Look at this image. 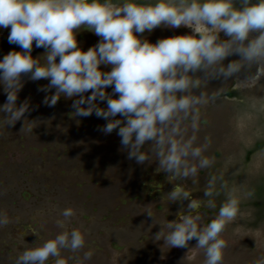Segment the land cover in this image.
Instances as JSON below:
<instances>
[{
    "label": "clouds",
    "instance_id": "obj_1",
    "mask_svg": "<svg viewBox=\"0 0 264 264\" xmlns=\"http://www.w3.org/2000/svg\"><path fill=\"white\" fill-rule=\"evenodd\" d=\"M0 28L10 29L8 42L21 49L0 59V85L6 94L0 112L7 127L30 111L27 100L17 105L24 77L48 80L38 89L49 93L43 100L46 106L54 107L62 96L72 100L76 117L95 114L106 121L101 132L116 130L129 160L155 163L157 173L193 185L215 163L204 155L208 145L199 142L198 133L204 106L223 91L210 95L202 90V81H234L247 88L264 78V0H0ZM82 28L100 38L87 51L76 39ZM157 28L190 31L152 43L143 34ZM33 42L45 50L42 56H32ZM221 190L225 202L203 224L199 209L216 208ZM202 191L198 199L173 184L168 200L181 204L177 219L162 221L153 239L169 249L188 248L195 239V247L204 251V264H222L227 243L221 234L245 213L237 190H228L222 176L211 175ZM59 215L56 224L65 228L76 212L69 207ZM9 223L0 212V227ZM84 247L80 230H65L38 247L25 248L15 264H47L50 259L67 264L62 250L73 253L76 264H85L92 253L79 256ZM255 264H264V255Z\"/></svg>",
    "mask_w": 264,
    "mask_h": 264
},
{
    "label": "rangeland",
    "instance_id": "obj_2",
    "mask_svg": "<svg viewBox=\"0 0 264 264\" xmlns=\"http://www.w3.org/2000/svg\"><path fill=\"white\" fill-rule=\"evenodd\" d=\"M9 31L0 28V59L14 49L21 51L8 42ZM189 31L157 28L143 35L155 43ZM76 39L87 51L100 38L82 28ZM44 51L33 42L34 58ZM24 80L17 105L27 100L30 111L14 127H7L0 112V212L10 220L0 227V264H15L25 248L38 247L72 229L85 235L79 256L92 253L85 264H204V251L195 247V239L188 248L169 249L153 236L162 221L177 219L181 204L168 200L173 184L201 199L211 175L222 176L228 190H237L240 210L245 213L221 234L227 243L222 264H255L264 255V144L256 148L264 140V78L247 88L237 87L234 81H202V90L210 95L223 91L204 106L200 119L199 142L208 145L204 155L214 158L215 163L200 172L198 185L157 173L155 163L139 165L129 160L116 130L107 135L99 130L106 124L104 119L95 114L76 117L72 100L63 96L54 107L46 106L43 100L49 93L38 89L49 81H30L26 76ZM228 88L234 95H222ZM5 102L0 85V106ZM251 148L254 150L248 155ZM247 192L252 196L247 197ZM225 199L221 190L215 197L216 208L201 206L203 224L218 214ZM69 207L76 215L61 228L56 220ZM257 230L260 237H256ZM73 255L62 250L67 264H76ZM47 264L55 261L50 259Z\"/></svg>",
    "mask_w": 264,
    "mask_h": 264
},
{
    "label": "trees",
    "instance_id": "obj_3",
    "mask_svg": "<svg viewBox=\"0 0 264 264\" xmlns=\"http://www.w3.org/2000/svg\"><path fill=\"white\" fill-rule=\"evenodd\" d=\"M114 2L120 3V0H114ZM135 2H137L139 4H155L157 2V0H135ZM234 93H235V91L232 88H228L224 93H222V95H227L230 97V96L234 95ZM263 144H264V140L261 141V143H258L256 145V148L260 147ZM253 150H254V148L249 149L247 154L250 155ZM247 157H249V156H247Z\"/></svg>",
    "mask_w": 264,
    "mask_h": 264
},
{
    "label": "flooded vegetation",
    "instance_id": "obj_4",
    "mask_svg": "<svg viewBox=\"0 0 264 264\" xmlns=\"http://www.w3.org/2000/svg\"><path fill=\"white\" fill-rule=\"evenodd\" d=\"M122 2V0H120V3Z\"/></svg>",
    "mask_w": 264,
    "mask_h": 264
}]
</instances>
